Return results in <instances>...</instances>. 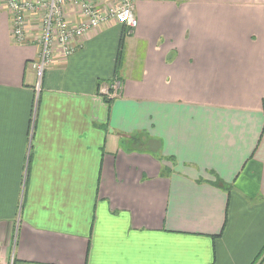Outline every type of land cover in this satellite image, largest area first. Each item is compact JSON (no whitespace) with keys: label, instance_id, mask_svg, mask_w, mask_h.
<instances>
[{"label":"crops","instance_id":"1","mask_svg":"<svg viewBox=\"0 0 264 264\" xmlns=\"http://www.w3.org/2000/svg\"><path fill=\"white\" fill-rule=\"evenodd\" d=\"M135 13L38 85L0 5V264H264V0Z\"/></svg>","mask_w":264,"mask_h":264},{"label":"built area","instance_id":"2","mask_svg":"<svg viewBox=\"0 0 264 264\" xmlns=\"http://www.w3.org/2000/svg\"><path fill=\"white\" fill-rule=\"evenodd\" d=\"M137 0H0L8 9L12 37L19 43L36 38L40 52L34 66L38 85L52 63L56 50L63 56L75 52L82 38L110 20L134 29ZM73 17V18H72ZM121 81L110 85L108 96H117ZM37 98L34 110L37 108ZM34 111V115H35Z\"/></svg>","mask_w":264,"mask_h":264},{"label":"trees","instance_id":"3","mask_svg":"<svg viewBox=\"0 0 264 264\" xmlns=\"http://www.w3.org/2000/svg\"><path fill=\"white\" fill-rule=\"evenodd\" d=\"M126 34V31L123 33V35H122V39H121V43H120V52H119V58H118V63H119V59H120V56H121V48H122V44H123V37H124V35ZM105 100L108 102V103H110L111 102V100H109L107 97H105ZM141 136V135H140ZM136 141L137 140H139L138 139V137H136V136H134L133 137ZM141 138V137H140ZM143 138V137H142ZM219 183H222L221 181L219 182ZM223 184V186L225 185L224 183H222ZM264 252V251H263ZM262 252V253H263ZM261 253V254H262Z\"/></svg>","mask_w":264,"mask_h":264},{"label":"rangeland","instance_id":"4","mask_svg":"<svg viewBox=\"0 0 264 264\" xmlns=\"http://www.w3.org/2000/svg\"><path fill=\"white\" fill-rule=\"evenodd\" d=\"M37 81H38V76H37Z\"/></svg>","mask_w":264,"mask_h":264}]
</instances>
